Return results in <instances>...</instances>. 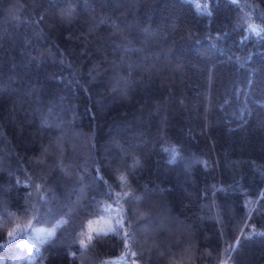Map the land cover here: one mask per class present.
I'll use <instances>...</instances> for the list:
<instances>
[{
  "label": "trees",
  "instance_id": "16d2710c",
  "mask_svg": "<svg viewBox=\"0 0 264 264\" xmlns=\"http://www.w3.org/2000/svg\"><path fill=\"white\" fill-rule=\"evenodd\" d=\"M222 261L264 264V0H0V262Z\"/></svg>",
  "mask_w": 264,
  "mask_h": 264
},
{
  "label": "rangeland",
  "instance_id": "374dc122",
  "mask_svg": "<svg viewBox=\"0 0 264 264\" xmlns=\"http://www.w3.org/2000/svg\"><path fill=\"white\" fill-rule=\"evenodd\" d=\"M259 28V27H258ZM257 29V27H255ZM124 223L123 214H119L114 212L110 214L107 218L98 219L91 224V229H88V233L91 230V233L94 232H104V231H112L116 228V226ZM26 239L22 242L25 245L32 246L39 242V240H43L47 237H50L55 232L56 227H33L28 225L26 227ZM20 228H17L16 232H19ZM87 233V234H88ZM16 233L14 232V235ZM228 264V263H227Z\"/></svg>",
  "mask_w": 264,
  "mask_h": 264
},
{
  "label": "snow or ice",
  "instance_id": "6c2138e0",
  "mask_svg": "<svg viewBox=\"0 0 264 264\" xmlns=\"http://www.w3.org/2000/svg\"><path fill=\"white\" fill-rule=\"evenodd\" d=\"M253 31H255V29H253ZM125 195H128V194H125ZM29 223H30V222H29ZM16 227L19 228L20 226L17 225ZM89 228L91 229V223L89 224ZM7 236H8L9 238H15V237H14V230L9 231V232L7 233ZM92 240H93V236H92V234H91V230H90L89 233L87 234L86 238L81 239V240L79 241V243H80L81 246H87ZM0 264H2V262H0ZM221 264H227V262H226V261H222Z\"/></svg>",
  "mask_w": 264,
  "mask_h": 264
}]
</instances>
